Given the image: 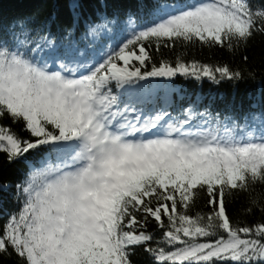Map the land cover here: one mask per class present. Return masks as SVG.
<instances>
[{"label": "snow or ice", "instance_id": "snow-or-ice-1", "mask_svg": "<svg viewBox=\"0 0 264 264\" xmlns=\"http://www.w3.org/2000/svg\"><path fill=\"white\" fill-rule=\"evenodd\" d=\"M108 7L90 16L84 0H70L71 23L59 3L44 18L0 15V117L20 125H0V153L5 167L24 165L15 183L0 181V199L11 188L18 201L0 225V255L15 264H134L142 250L149 264H264V195L252 196L264 187V112L244 127L193 107L173 117L154 79L220 84L255 73L179 54L174 66L157 65L146 50L198 42L239 52L264 36V0H153L139 23L128 14L132 30L119 39L109 27L119 13L110 18ZM81 24L90 43L73 39ZM105 36L111 43L98 45ZM198 116L214 127L200 131ZM241 193V214L259 220L230 218ZM201 195L207 211L190 214Z\"/></svg>", "mask_w": 264, "mask_h": 264}, {"label": "trees", "instance_id": "trees-1", "mask_svg": "<svg viewBox=\"0 0 264 264\" xmlns=\"http://www.w3.org/2000/svg\"><path fill=\"white\" fill-rule=\"evenodd\" d=\"M137 0H84L86 5V11L91 16L98 9L103 11L104 5L107 4V12L111 18L112 13L118 12L117 23L115 26L109 25L113 28L114 32L117 34L116 39L120 38V33L123 31H131L132 25H125L124 21H128V14L131 13V18L134 23H139V17L147 15L148 10L139 11V9H145L139 5H135ZM188 2H191L188 0ZM59 3V14L63 20L71 23V14L66 10V0H0V15L5 19H11L12 17L34 14L37 11L40 12L41 18L47 17L49 14L56 15L57 9L56 4ZM63 28L61 24H57L53 29V38L59 39L63 35ZM84 25L81 24L79 31L74 35L73 39L77 41H82L83 43H90L91 37H88L87 40L84 39ZM66 42V41H65ZM111 41L105 36L103 39L97 40V44H103L105 47L109 45ZM146 50L149 51L150 55L153 57L152 63L159 65V62L162 60L169 61L173 66L175 65L177 54L184 60L185 63L196 60L201 64L209 65H227L233 70L245 69L247 68L250 71L255 73V77L248 78L245 76V79L239 82L236 81H222L220 84H216L212 81H206L204 85L199 89H193V94L197 95L199 92L206 91V95H224L226 99L230 96L233 100L227 105H220L219 111H225L229 113L230 110H238L242 105L254 103L256 98H253L260 88H262V94L260 98L264 101V36L257 35L249 41L248 47L242 49L239 52H230L224 47L219 46H202L198 42L196 44H187L183 42L179 44H173L171 47H165L162 43L159 49V52L156 51L155 43L153 42L151 47H148L146 44ZM247 55L248 61L247 64L241 59L242 56ZM122 63V62H121ZM138 63V62H133ZM151 67V64L148 65V68L142 69V71H147ZM158 82L161 80H168L167 78H154ZM187 78L181 77L176 79L175 82L178 84H186ZM197 88V86L195 85ZM176 90H179L180 93H188V89L185 85H180L175 87ZM160 86L158 92L160 91ZM116 94H119L118 87L115 89ZM244 103V104H243ZM188 109L187 104L180 103L176 101V107L171 108V114L174 117H178V111ZM171 122V121H170ZM196 124L200 129H205L206 122L200 116L197 117ZM0 125H7L12 128L14 131L19 130V123L12 124L6 117H0ZM214 127L210 125L209 127ZM191 128V125L189 126ZM208 127V128H209ZM196 130V129H190ZM23 135V133H21ZM4 154L0 153V181L7 180L9 183H15L21 176V173L24 171V165L22 163H13L7 167L3 166ZM13 189H9L7 194H3V198L0 199V225L3 224L5 220V213L11 215L18 207V201L10 199L9 196L13 192ZM264 195V187L257 185L252 192V196ZM247 203L245 194L241 193L239 195L233 194L232 202L227 206V212L233 220L241 219L245 220L248 223H253L260 219V214L254 213L250 216H244L241 214L242 207ZM207 211L205 207V198L203 195L199 196L195 207L191 210L190 214L194 215L196 211ZM151 230L156 231L157 226L155 224L151 225ZM134 264H149V257L140 250L131 257ZM0 264H15V257L5 258L0 255Z\"/></svg>", "mask_w": 264, "mask_h": 264}, {"label": "rangeland", "instance_id": "rangeland-1", "mask_svg": "<svg viewBox=\"0 0 264 264\" xmlns=\"http://www.w3.org/2000/svg\"><path fill=\"white\" fill-rule=\"evenodd\" d=\"M69 2L70 0H66V10L68 11V13H70L69 8H68Z\"/></svg>", "mask_w": 264, "mask_h": 264}]
</instances>
